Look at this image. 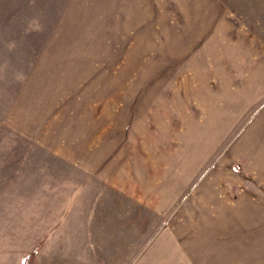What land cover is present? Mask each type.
I'll return each instance as SVG.
<instances>
[{
	"label": "rangeland",
	"instance_id": "374dc122",
	"mask_svg": "<svg viewBox=\"0 0 264 264\" xmlns=\"http://www.w3.org/2000/svg\"><path fill=\"white\" fill-rule=\"evenodd\" d=\"M31 254L264 264V0H0V264Z\"/></svg>",
	"mask_w": 264,
	"mask_h": 264
},
{
	"label": "trees",
	"instance_id": "16d2710c",
	"mask_svg": "<svg viewBox=\"0 0 264 264\" xmlns=\"http://www.w3.org/2000/svg\"><path fill=\"white\" fill-rule=\"evenodd\" d=\"M32 261H33V254L26 256L24 258L23 264H32Z\"/></svg>",
	"mask_w": 264,
	"mask_h": 264
},
{
	"label": "crops",
	"instance_id": "0c3cea01",
	"mask_svg": "<svg viewBox=\"0 0 264 264\" xmlns=\"http://www.w3.org/2000/svg\"><path fill=\"white\" fill-rule=\"evenodd\" d=\"M258 135H260V134H258ZM252 139H254L253 141L255 142L254 144H252V145H260L261 144V142L263 143V141H261L260 139H259V137H256V135L252 138ZM258 143V144H257Z\"/></svg>",
	"mask_w": 264,
	"mask_h": 264
}]
</instances>
